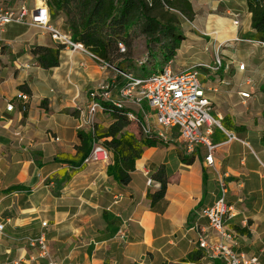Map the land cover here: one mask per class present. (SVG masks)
I'll use <instances>...</instances> for the list:
<instances>
[{
    "label": "crops",
    "instance_id": "1",
    "mask_svg": "<svg viewBox=\"0 0 264 264\" xmlns=\"http://www.w3.org/2000/svg\"><path fill=\"white\" fill-rule=\"evenodd\" d=\"M190 1L193 31L183 33L185 40L172 61L199 64L195 59L202 56L195 52V43H231L247 51L251 46L241 42L261 44L246 38L252 31L246 0ZM4 2L15 10L28 3L0 0V6ZM203 34L211 37L203 39ZM56 44L47 30L15 23L6 27L0 43V222L6 225V235H0V264H47L23 240L41 233L61 264H225L204 257L194 243L197 234L189 230L216 199L218 171L226 174L228 200L239 211V219L228 225L236 236V250L260 259L253 242L264 235V162L251 142L240 136L242 141L217 140L214 165L207 166L205 147L189 153L179 131L172 129L145 148L127 186L108 175L109 163L76 166L80 108L88 104L89 91L109 81L113 72L69 47L62 49L57 67L38 66L32 49ZM21 85L31 91L26 113L19 110L16 98ZM9 102L15 104L14 111L7 110ZM127 108L143 117L137 107ZM145 110L153 121V111L147 105ZM102 114L98 126L108 127L113 118L100 120ZM129 129L136 135L141 130L135 122ZM160 168L166 170L168 186L164 198L152 205L147 194L160 188L153 178ZM200 223L206 225L207 220ZM193 251H198L199 260L189 259ZM33 254L38 258L30 261Z\"/></svg>",
    "mask_w": 264,
    "mask_h": 264
},
{
    "label": "built area",
    "instance_id": "2",
    "mask_svg": "<svg viewBox=\"0 0 264 264\" xmlns=\"http://www.w3.org/2000/svg\"><path fill=\"white\" fill-rule=\"evenodd\" d=\"M40 1L41 5L36 2L34 7L29 8L26 4H22L16 10L8 6H0V43L9 24L40 27L50 32L56 42L69 47L72 51H82L99 61L105 69L111 68L115 71L109 81L89 91L88 104L80 108L79 131L91 137V150L84 159L83 165L110 163L111 152L98 137L97 116L101 112L110 114L115 109L125 110L128 119L137 123L142 134L149 139H164L172 129H177L189 153L196 152L199 146L205 147L207 166L214 165V151L218 145L212 142V136L216 128L221 129L228 136L221 144L233 140L242 141L234 131L227 130L221 120L212 114L213 102L210 93L218 92L219 88L217 84L204 83L200 70L205 68L215 74L221 70L223 66L221 51L224 43L211 45L215 49L213 64L199 63L186 69L174 70L173 61L168 60L160 69L138 76L98 59L81 43L74 41L70 33L55 27L51 23V11L47 1ZM234 24H239V21L235 20ZM120 51H126L123 44L120 45ZM143 62L145 59L141 64ZM238 69L245 70L246 64H240ZM216 81L219 84L223 83L221 79ZM250 83H252L251 79L246 81V84ZM240 96L247 99L251 95L247 91H241ZM16 98L20 101L19 110L26 113L30 107V94L20 90ZM127 104L142 111L143 117L128 110ZM146 105L153 111V121L150 113H146ZM15 108L13 102L7 104L8 111H14ZM217 173L219 192L215 201L202 209L197 221L189 228L197 234L194 243L208 259L217 258L225 264H262L259 257L248 256L236 250V236L228 230V225L238 217L239 211L228 200L226 174L219 171ZM151 181L148 179L147 184ZM202 219L207 220L206 225L200 223ZM46 224L47 222H43V226ZM5 227V223L0 222L2 236L6 235ZM120 234L123 235L124 232L120 230ZM23 240L30 248L37 249L38 257L47 259V264H61L53 258L45 233L25 236ZM38 257L33 254L29 260L35 261Z\"/></svg>",
    "mask_w": 264,
    "mask_h": 264
},
{
    "label": "trees",
    "instance_id": "3",
    "mask_svg": "<svg viewBox=\"0 0 264 264\" xmlns=\"http://www.w3.org/2000/svg\"><path fill=\"white\" fill-rule=\"evenodd\" d=\"M46 1L52 19L60 13L66 15L68 31L74 41L81 43L98 59L127 72L130 71L122 68V60L117 63L115 61L127 50L131 53L138 35L145 36L151 56L154 55L153 45L158 46L163 64L176 55L185 40V35L178 28L179 19L175 12L190 21L195 15L190 0ZM246 2L251 13L252 29L246 38L264 43V0H246ZM121 44L125 46V52L120 51ZM64 47L65 45L60 43L55 46L36 45L32 49V54L38 66L50 69L60 64V55ZM19 88L29 94L31 92L27 85H21ZM262 89L264 91V86ZM125 113V110H113L110 113L113 118L112 123L108 127L99 125L98 137L111 152L108 175L119 184L127 186L132 180L136 161L142 157L145 148L156 145L157 140L145 136L139 138L129 129L131 121ZM223 125L228 130H238L229 117L223 119ZM78 136L81 143L77 146L78 154L73 162L81 167L91 150V137L82 132H79ZM215 140L225 141L227 136L223 135ZM190 161L192 162V159ZM153 178L161 186L157 191H149L147 194L152 205L164 198L168 186V176L164 168H160ZM199 258L198 251H193L189 257L194 261Z\"/></svg>",
    "mask_w": 264,
    "mask_h": 264
},
{
    "label": "rangeland",
    "instance_id": "4",
    "mask_svg": "<svg viewBox=\"0 0 264 264\" xmlns=\"http://www.w3.org/2000/svg\"><path fill=\"white\" fill-rule=\"evenodd\" d=\"M27 2L28 3L26 5L29 8L34 7L35 0H27ZM6 4L7 2L3 3L4 6ZM175 13L179 19V30L182 33L193 31L189 30L190 23L188 19L178 12ZM240 19H242V17H240ZM243 21L240 22L241 25H245L246 18H244ZM51 23L62 31L68 30L64 13H60L54 19H52L51 16ZM201 37L206 39L207 37L211 36H206L203 34ZM241 43L251 46V49L247 51L244 45L238 47L237 45L231 43L225 44L222 47L221 60L223 66L218 73L215 74L205 68H201L200 70L204 83L214 85L217 84L219 88L218 92L211 94V97L214 101L212 114L217 119L221 120L222 125L223 118L229 117V120H231L234 125L238 127V130L234 132L237 135L238 132H241L238 136L249 140L252 144L255 154L258 155L261 162H264V152L260 151L261 149L264 150V91L262 89L264 86V44H258L255 42ZM186 45H189V43H186ZM194 45L195 52H199L198 55L200 57L202 56V58L195 59V61H197L195 63H215V49L213 47H206V45L200 46L196 43ZM224 49L227 50V52H225ZM153 53L154 55L152 56L149 53L145 36L138 35V37L135 39L134 47L131 53H128L127 50L120 59L115 61V63L122 60V68L134 73L135 75L151 73L154 70H158L162 67V59H160V52L157 45H153ZM148 57L149 60H147ZM144 59L145 64H141ZM242 63L246 64V69L238 70V66ZM192 65V63L185 64V62H180L179 59L175 58L173 59L172 68L174 70H181ZM107 70L112 71L113 74L115 73V71L111 68H108ZM217 79L223 80V83L219 84L216 81ZM249 79L252 80V83L247 85L246 81ZM241 91L249 92L251 95L250 98H242L240 96ZM100 117V120H106L110 119L111 115H106L103 113L100 115ZM137 135L139 138H143L144 136L141 130ZM223 135L226 134L221 129L216 128L215 134L212 136V142L215 143V139L221 138ZM175 136H177L178 140L179 136L177 132H175ZM259 145L261 147H259ZM203 154H205L204 150ZM238 219L239 218H236V220ZM253 244V252L260 256V261L264 264V254H259V250L264 248V235L260 238H257Z\"/></svg>",
    "mask_w": 264,
    "mask_h": 264
},
{
    "label": "bare ground",
    "instance_id": "5",
    "mask_svg": "<svg viewBox=\"0 0 264 264\" xmlns=\"http://www.w3.org/2000/svg\"><path fill=\"white\" fill-rule=\"evenodd\" d=\"M39 5H41L42 4V2L39 0L38 2H37Z\"/></svg>",
    "mask_w": 264,
    "mask_h": 264
}]
</instances>
